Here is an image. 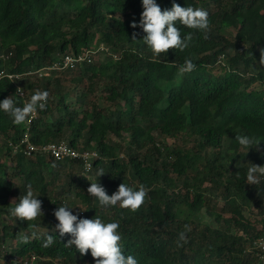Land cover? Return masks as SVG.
I'll list each match as a JSON object with an SVG mask.
<instances>
[{"label": "trees", "instance_id": "1", "mask_svg": "<svg viewBox=\"0 0 264 264\" xmlns=\"http://www.w3.org/2000/svg\"><path fill=\"white\" fill-rule=\"evenodd\" d=\"M156 2L162 10L173 3L206 10L208 38L177 23L182 37L193 33L189 46L155 56L142 41L141 0H0V73L22 75L0 78V102L11 97L22 107L37 90L49 93L28 128L29 117L16 125L0 110V251H8L0 264H95L90 251L65 247L71 237L55 230L54 211L63 204L79 218L118 222L122 250L138 264H257L264 177L248 184L247 169L264 166V0ZM101 45L108 55L90 64L36 74ZM186 58L196 68L181 74ZM26 129L37 146L65 141L99 158L85 174L81 161L11 155L9 142ZM236 135L260 143L248 150ZM83 175L92 179L84 183ZM90 182L108 195L123 182L149 192L136 212L102 208L87 192ZM29 184L44 213L33 222L10 213ZM185 225L191 230L178 243ZM49 234L55 242L45 248Z\"/></svg>", "mask_w": 264, "mask_h": 264}, {"label": "clouds", "instance_id": "2", "mask_svg": "<svg viewBox=\"0 0 264 264\" xmlns=\"http://www.w3.org/2000/svg\"><path fill=\"white\" fill-rule=\"evenodd\" d=\"M141 3L143 12L141 13L139 27L145 33L142 41L155 56L167 54L169 50L173 49L184 51L189 46V43L193 39V33L189 32L182 37L180 29L176 26L177 23L189 29L198 30L204 34L205 39L208 38L210 20L206 10L193 8L192 6L182 7L176 3H173L170 10H162L156 0H141ZM137 26L135 22L131 25L133 28ZM97 48L99 47L95 49ZM108 52L109 50L107 48V52H99L96 55H108ZM96 55L93 57L92 62L96 59ZM61 58L54 63L60 61ZM259 62L264 64V50H261ZM84 64L90 63H83L81 65ZM195 68L196 65L193 60L186 58L184 64L180 67V73H190ZM65 70L54 71L50 76ZM48 99L49 93L47 91L37 90L22 107L16 106V103L11 97L3 99L0 102V110L8 114L14 124L20 125L38 110H45ZM235 140L240 146L248 148V150L253 148L254 143V147L260 143V141L254 142L253 139L246 135H236ZM104 174L103 170L97 173L98 177ZM259 177H264V166L249 163L247 169L248 184H256ZM87 192L98 201L99 206L102 208L119 205L121 209L136 212L145 203L149 189L141 184L137 190L123 182L118 186L116 192L108 195L100 183L90 182V187H88ZM72 208L67 204H63L54 211V216L58 221L55 225V230H58L60 237L65 236V234L71 237L67 240L65 247L75 246V249L81 256L87 255L90 251L95 264H138L136 258L132 255L126 256L122 250L120 243L122 237L118 232L120 227L118 222L106 223L99 216H95L92 219L79 218L72 213ZM10 213L19 220L27 222H33L43 217L42 201L37 196H34L31 184L27 185L26 194L19 197L18 203L10 209ZM30 226L32 228L37 227L36 224H31ZM184 229V231L178 234V243L179 241H185L186 233L191 230L188 225H185ZM24 240L27 242L28 237L25 236ZM54 242V237L49 234L45 236L42 246L47 248ZM26 263L29 264L28 262Z\"/></svg>", "mask_w": 264, "mask_h": 264}, {"label": "built area", "instance_id": "3", "mask_svg": "<svg viewBox=\"0 0 264 264\" xmlns=\"http://www.w3.org/2000/svg\"><path fill=\"white\" fill-rule=\"evenodd\" d=\"M99 49L107 52V48L103 45L97 49L90 50L85 54L79 55H64L60 61L54 63L51 66L38 70L36 74L39 77H48L54 71H60L65 69H75L78 65L83 63H91L93 57L99 53ZM117 58V56H114ZM22 75L16 73H5L2 71L0 73V78H8L9 80L15 82ZM18 95L22 98L25 97L24 92L20 86L17 87ZM37 113L29 116V119L26 122V127L31 123V120L35 118ZM8 149L12 155L23 154L26 158L32 157L36 152L46 153L52 156L55 160H64L71 159L76 161H81L83 164V171L85 174H88L92 167L93 161L99 158V153L97 151L90 150H79L71 147L66 142L62 141L60 143H48L42 146H37L34 144L30 138L29 130L26 129L22 137L17 142H9ZM255 248L258 249V262L257 264H264V238L257 240L254 244Z\"/></svg>", "mask_w": 264, "mask_h": 264}, {"label": "rangeland", "instance_id": "4", "mask_svg": "<svg viewBox=\"0 0 264 264\" xmlns=\"http://www.w3.org/2000/svg\"><path fill=\"white\" fill-rule=\"evenodd\" d=\"M117 17L120 18V19H124V18H126V15H124V14H119V13H118V14H117ZM103 51H104V50L99 49V52H103ZM100 56H101V57H100ZM99 58H103L102 55H99V56L96 55V59H99ZM83 85H84V84H83ZM254 87H255L256 89H258V90L261 89L259 86H254ZM252 88H253V86H252ZM113 138H115V137H113ZM115 140H119V139L115 138ZM227 143H228V141H227ZM167 144H168L169 146H172V145H183V143H180V141H178V142L176 143V142H175L174 140H172V139H168V140H167ZM5 151H6V150H5ZM5 151H4V152H5ZM4 159H5V160H8V156H5ZM83 176H84V175H83ZM84 178H85V179L80 180V181L86 183V182H88L89 180L92 179L91 176H90V177L87 176L88 179L86 178V176H84ZM75 201H76V199H75ZM9 202H11V203L13 204V203L15 202V201H14V198H11V199L9 200ZM76 202H77L78 204H81V201H80V200H79V201L77 200ZM8 223H10V222L8 221ZM6 248H7V247H6ZM7 249H8V248H7ZM7 252H8V251H7L6 249H2V250L0 251V259H1V260H5V257H6V253H7ZM2 262H3V261H1V263H2ZM26 262H27V261H25L24 264H27Z\"/></svg>", "mask_w": 264, "mask_h": 264}]
</instances>
